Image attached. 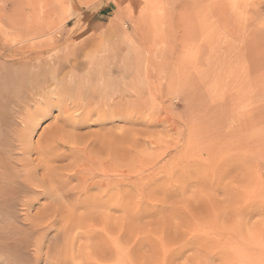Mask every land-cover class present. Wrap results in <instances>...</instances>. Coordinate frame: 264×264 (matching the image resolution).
Segmentation results:
<instances>
[{"label": "rangeland", "instance_id": "1", "mask_svg": "<svg viewBox=\"0 0 264 264\" xmlns=\"http://www.w3.org/2000/svg\"><path fill=\"white\" fill-rule=\"evenodd\" d=\"M26 26L30 64L97 69L68 127L92 190L44 152L59 108L12 110L42 78L7 53ZM0 49V264H264V0H0ZM57 151L68 187L43 189Z\"/></svg>", "mask_w": 264, "mask_h": 264}, {"label": "bare ground", "instance_id": "2", "mask_svg": "<svg viewBox=\"0 0 264 264\" xmlns=\"http://www.w3.org/2000/svg\"><path fill=\"white\" fill-rule=\"evenodd\" d=\"M42 29L43 28H38L37 26L36 27L26 26L22 28V31L21 30L20 32L18 31L19 33L16 30L14 31L15 33L14 32L12 33V34H20L18 35V38H17V44H19L20 47L10 48L9 51L6 50L7 53L9 52L10 54H13L15 56L22 55L24 53V55L20 56V57H23L20 60L21 61L26 60V61H24L23 63L20 62V63H15V64L17 66L21 64H23V66H26V64L31 66V69L29 68V70L27 69L25 70V68H22V70L24 71L23 74L26 73L27 71H35L37 73V76H36L37 78L39 77L40 74L42 77V78L39 77L40 79H36V80H30V81L28 80V90H27V94L25 98L22 100L19 97H17V99L14 100L13 102L14 104L13 106L15 109H12V110L14 114L18 116V118L19 116H21V114L24 111H26L27 114L34 113L35 115L33 117L36 120L38 119V117L42 115L39 113V110L41 107L57 106L60 112H59V115L55 117L54 130L51 131L52 135L50 138V142L45 147L44 152L49 150V145L55 144L54 146L57 145L58 147H62L61 150L63 148L68 149L67 150L68 154H72L73 159L75 157V160L79 162L74 167L69 163H67V165L66 164L59 165L57 164V162L63 158L65 160V157L67 155H65V153H62V152L59 153V151H57L53 157L48 156L47 159H45V161L43 160L45 173L43 174L42 177H40V179L39 178L37 179L36 183L40 184V187H42L43 189L46 188L47 190H51L53 186L54 188L56 187L57 189L65 190L64 188L68 187L66 185L67 182L65 185H63L62 183L64 182L59 180L60 179L59 177L64 176V175L63 176L61 175L62 171L65 170V172H67L66 169L72 166L69 169V172L70 171L72 172L71 176L68 175L69 177H65V178L68 181L71 180L72 178L74 179L76 178L78 180V184L75 185L73 189L74 190H92L94 186H97V183L94 181V180L97 181V155L95 154L92 155L93 153H90V154L88 153L89 151L87 149L89 146L86 147L85 145H82V143L79 144L80 141L76 142L75 135H73V133L69 131L68 127H70V130L72 131L73 129L81 126L82 124H81V121L79 122V118L81 117L82 114H87L86 116H90V117L92 116V112L94 111L91 112L90 111L91 109L89 110L88 107L90 106L94 107L95 105H97V96H98L97 87L98 86L96 85L94 89L91 91V93H86L85 91H81V90H84L87 86H89L90 83L93 82V80L95 81V78H97V69H92V64H88L87 65L88 68H86L87 70H85L83 74L78 75L79 71H76L78 67L66 61L64 64L60 63L59 61H54L55 64L51 62V64L49 65L46 64L45 62L30 64V62H28L30 61V59L38 60V57H35L37 54H34L36 50H38V53L44 54V55H49L50 53L49 49L42 47L43 45L35 46L31 42L33 40L30 41V39L34 37L35 35H40V36L45 37L46 32ZM14 41L15 39H12V42ZM1 53L3 52H0V56H1ZM31 54L33 56H31ZM2 63H5V62L2 61ZM66 91H71V92L75 91L77 93H72L71 95V94H68V92ZM98 91L102 92L100 90ZM86 98L90 102L87 103V107L86 106L84 107L81 104V102H84ZM106 98L107 97L105 95L102 96V100L105 101ZM80 104H81V107H80ZM82 108L85 110V111L83 110L84 112H82L81 110ZM22 123H24L26 126V124H33L34 120L33 121L29 120L28 122L24 120ZM29 133H30V130H28L27 128L24 129V133L21 138L24 139V136H27ZM78 139L82 140L81 137L80 138L78 137ZM75 152L81 153V156ZM76 166L77 168H75ZM36 183L33 185L36 186ZM46 184H50V185H46ZM53 184H56V186Z\"/></svg>", "mask_w": 264, "mask_h": 264}]
</instances>
